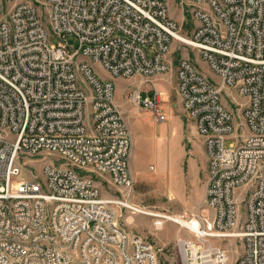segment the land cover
<instances>
[{
    "label": "built area",
    "instance_id": "obj_1",
    "mask_svg": "<svg viewBox=\"0 0 264 264\" xmlns=\"http://www.w3.org/2000/svg\"><path fill=\"white\" fill-rule=\"evenodd\" d=\"M196 21L184 35L169 0H0V264H159L153 243L125 229L93 173L132 189V132L116 102L115 77L153 78L176 65L183 107L208 158L205 203L211 217L178 221L183 264H226L213 242L234 238L236 264H264V0H183ZM78 38L71 47L67 35ZM199 50L219 75L212 82L173 42ZM247 98L240 120L222 100L226 88ZM130 100L164 120L161 91ZM92 125L87 121L88 115ZM227 138H234L228 147ZM56 152L43 177L25 161ZM153 215L164 228L169 216ZM175 222V221H174Z\"/></svg>",
    "mask_w": 264,
    "mask_h": 264
},
{
    "label": "rangeland",
    "instance_id": "obj_2",
    "mask_svg": "<svg viewBox=\"0 0 264 264\" xmlns=\"http://www.w3.org/2000/svg\"><path fill=\"white\" fill-rule=\"evenodd\" d=\"M183 0H169L170 10L174 15L181 12ZM184 14V13H183ZM177 20L180 31L189 35L194 29L196 21L185 13V19ZM67 42L71 47H77L78 38L74 34L67 35ZM175 59L186 56L212 82L219 84L221 79L199 55V50L186 44L179 45L174 41L172 45ZM86 59L95 73L103 79H112L116 85V102L123 110L126 121L132 132V149L130 165L134 176L132 189L117 187L106 175L93 173V178L99 182L104 197L123 201L136 206L135 211L126 204H114L118 222L128 231L139 234L153 243L158 251L159 264H183L176 239L179 235L196 238V235L187 230H179L180 226L173 220H167L164 228L154 227L156 215L167 214L183 219L194 228L199 222H191L181 215L187 213L195 218L198 214L211 217L213 210L205 203V192L208 175V158L203 137L197 132L194 121L187 115L181 97L177 91L176 65L164 74L146 78L133 76L130 78L115 77L110 74L99 62ZM140 88L151 91L156 88L162 94V111L164 120L156 118L155 114L146 107L133 103L129 94L132 89ZM223 103L232 109L237 120H240V104L247 98L238 94L234 89L226 87L222 92ZM87 121L92 125L90 113ZM234 138H227L228 147ZM35 160L25 161V175L32 177L38 174L43 177V166L46 161L60 164L63 160L56 152H43ZM229 251V260L226 264H236V258L242 252L241 242L230 238L213 240Z\"/></svg>",
    "mask_w": 264,
    "mask_h": 264
},
{
    "label": "crops",
    "instance_id": "obj_3",
    "mask_svg": "<svg viewBox=\"0 0 264 264\" xmlns=\"http://www.w3.org/2000/svg\"><path fill=\"white\" fill-rule=\"evenodd\" d=\"M171 11V10H170ZM181 12L182 13H180V14H178V15H174V13H172L171 12V14H172V16L177 20V17L179 16V18L181 19V20H183V19H185V8H184V6L183 5H181ZM184 13V14H183ZM178 21V20H177ZM237 259V258H236Z\"/></svg>",
    "mask_w": 264,
    "mask_h": 264
},
{
    "label": "bare ground",
    "instance_id": "obj_4",
    "mask_svg": "<svg viewBox=\"0 0 264 264\" xmlns=\"http://www.w3.org/2000/svg\"><path fill=\"white\" fill-rule=\"evenodd\" d=\"M171 215V214H170ZM170 215H168L169 216V219H171V220H173V221H175V222H178V221H180V222H182L183 224H187L185 221H183V219H179V218H177V217H174V216H170ZM188 226H191L190 224H187ZM192 227V226H191ZM194 228V227H193ZM195 229H199V227L198 228H195Z\"/></svg>",
    "mask_w": 264,
    "mask_h": 264
}]
</instances>
